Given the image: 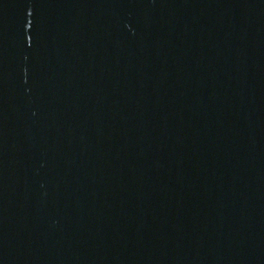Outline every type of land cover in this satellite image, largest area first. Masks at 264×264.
<instances>
[{
  "label": "water",
  "instance_id": "water-1",
  "mask_svg": "<svg viewBox=\"0 0 264 264\" xmlns=\"http://www.w3.org/2000/svg\"><path fill=\"white\" fill-rule=\"evenodd\" d=\"M0 264H264V0H0Z\"/></svg>",
  "mask_w": 264,
  "mask_h": 264
}]
</instances>
